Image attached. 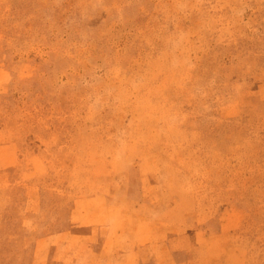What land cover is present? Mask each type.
I'll use <instances>...</instances> for the list:
<instances>
[{
	"label": "rangeland",
	"instance_id": "1",
	"mask_svg": "<svg viewBox=\"0 0 264 264\" xmlns=\"http://www.w3.org/2000/svg\"><path fill=\"white\" fill-rule=\"evenodd\" d=\"M0 135V264H164L236 215L264 264V0H0ZM67 230L92 240L34 248Z\"/></svg>",
	"mask_w": 264,
	"mask_h": 264
},
{
	"label": "crops",
	"instance_id": "2",
	"mask_svg": "<svg viewBox=\"0 0 264 264\" xmlns=\"http://www.w3.org/2000/svg\"><path fill=\"white\" fill-rule=\"evenodd\" d=\"M18 155L16 151V147L10 138V136L0 135V192L6 191L9 187L10 175L14 172L18 166ZM39 165H34L33 172H39ZM24 205H25V214L27 212V205L29 202V196L26 197L24 195ZM73 217V216H72ZM142 219H147L145 216H140ZM74 218H71L73 220ZM242 219L238 215L229 216L227 218H220V227L219 234L210 233L209 231L204 230L203 226H196L192 229L186 228L183 232L178 236H166V242L164 247L161 248V252L167 257V261L164 264L172 263L176 252H181L184 255L183 264H247V253L241 247L233 244L231 239H221L225 237V235L230 236V231L237 227L241 223ZM2 219H0L1 225ZM72 222V221H70ZM23 224V223H22ZM72 224V223H71ZM199 224V223H197ZM227 225V226H225ZM39 231V224H35L31 229L27 230V233H34ZM68 231V230H67ZM82 239H85L86 244L88 241L92 240L91 235H87L82 238L79 237L76 233L73 232H55L54 234H39L35 238L34 248L36 250H44L47 255L52 249L53 245L57 247L58 242L60 246L65 244L69 247L68 250H76L78 247V243L83 242ZM69 241V244L68 242ZM74 241V242H73ZM93 242V241H92ZM89 242V243H92ZM156 248L157 247V244ZM45 246V248H43ZM74 246H76L74 248ZM40 247V248H39ZM151 253L152 248H154V244L149 245ZM141 245L137 244L135 248L130 250L123 249L122 251H118L117 258L119 259L118 264H125L121 262L124 259H129L133 261V263L129 264H138L137 261L141 257ZM154 250V249H153ZM159 252V250H158ZM41 253H44L41 252ZM150 253V255H151ZM149 255V256H150ZM121 262V263H120ZM168 262V263H167Z\"/></svg>",
	"mask_w": 264,
	"mask_h": 264
}]
</instances>
